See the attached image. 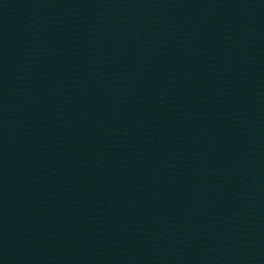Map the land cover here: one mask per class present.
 Instances as JSON below:
<instances>
[{
	"label": "water",
	"instance_id": "1",
	"mask_svg": "<svg viewBox=\"0 0 264 264\" xmlns=\"http://www.w3.org/2000/svg\"><path fill=\"white\" fill-rule=\"evenodd\" d=\"M0 264H264V0H0Z\"/></svg>",
	"mask_w": 264,
	"mask_h": 264
}]
</instances>
